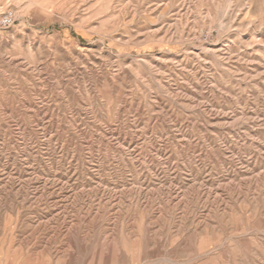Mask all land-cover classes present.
Listing matches in <instances>:
<instances>
[{"label": "rangeland", "instance_id": "374dc122", "mask_svg": "<svg viewBox=\"0 0 264 264\" xmlns=\"http://www.w3.org/2000/svg\"><path fill=\"white\" fill-rule=\"evenodd\" d=\"M0 264H264V0H0Z\"/></svg>", "mask_w": 264, "mask_h": 264}, {"label": "built area", "instance_id": "2783aa9c", "mask_svg": "<svg viewBox=\"0 0 264 264\" xmlns=\"http://www.w3.org/2000/svg\"><path fill=\"white\" fill-rule=\"evenodd\" d=\"M14 14L13 12H8L6 13L3 18L1 19L0 21V24L3 23V27H7V26H10L14 23Z\"/></svg>", "mask_w": 264, "mask_h": 264}, {"label": "bare ground", "instance_id": "6f19581e", "mask_svg": "<svg viewBox=\"0 0 264 264\" xmlns=\"http://www.w3.org/2000/svg\"><path fill=\"white\" fill-rule=\"evenodd\" d=\"M1 25H3V23H1Z\"/></svg>", "mask_w": 264, "mask_h": 264}]
</instances>
